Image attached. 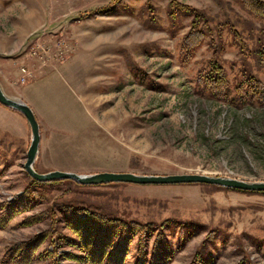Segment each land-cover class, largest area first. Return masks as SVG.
Here are the masks:
<instances>
[{
	"label": "rangeland",
	"instance_id": "rangeland-1",
	"mask_svg": "<svg viewBox=\"0 0 264 264\" xmlns=\"http://www.w3.org/2000/svg\"><path fill=\"white\" fill-rule=\"evenodd\" d=\"M181 5L203 11L213 34L205 30L189 50L193 17ZM224 22L241 32L245 54ZM261 24L237 0H0V87L38 121L34 169L263 181L264 104L241 102L236 91L243 63L264 84L252 54ZM214 54L226 70L228 99L214 97L200 76ZM30 141L25 117L0 104V213L31 182L23 168ZM66 200L168 221L167 264H190L195 252L203 264H264V194L205 183L42 185L28 210L0 228V258L49 224L46 217L24 225L27 216ZM135 242L125 264H133ZM46 249L49 241L30 264H49Z\"/></svg>",
	"mask_w": 264,
	"mask_h": 264
},
{
	"label": "trees",
	"instance_id": "trees-1",
	"mask_svg": "<svg viewBox=\"0 0 264 264\" xmlns=\"http://www.w3.org/2000/svg\"><path fill=\"white\" fill-rule=\"evenodd\" d=\"M237 1L251 14L262 20L261 34L256 39L252 54L257 66H264V0ZM182 8L193 17L192 26L184 40V47L189 50L199 45L205 36V30L211 37L213 34L211 27L207 26V16L203 11L186 5ZM224 24L228 26L241 54H245L248 46L241 32L232 23L224 22ZM199 25L203 28H198ZM241 75L242 79L236 86L240 101L245 102L247 98H250L264 104V84L249 64L243 63ZM200 76L214 97L228 99L226 70L215 54L208 60ZM63 182L84 186L71 179L41 182L31 178L29 186L23 192L2 205L4 211L0 213V228L8 224L15 215L28 210L36 194V188ZM232 190L264 194V191ZM46 217L49 218L48 226L27 239L11 244L0 258V264H30L46 241H49L51 250L46 249L43 255L50 258L49 264H61L62 260H72L80 264H125L135 238L133 264H167L171 258L168 239L164 232L168 221L155 223L126 219L104 213L74 200H66L54 203L45 212L27 216L22 224L37 223ZM60 245H67L75 249L77 253L60 250ZM190 264H203L201 253L195 252Z\"/></svg>",
	"mask_w": 264,
	"mask_h": 264
},
{
	"label": "water",
	"instance_id": "water-1",
	"mask_svg": "<svg viewBox=\"0 0 264 264\" xmlns=\"http://www.w3.org/2000/svg\"><path fill=\"white\" fill-rule=\"evenodd\" d=\"M0 104L21 113L27 120L30 131L31 141L26 153V160L23 168L26 173L37 181L47 182L52 180L71 179L82 185H98L113 182L132 183V184H183V183H205L213 184L226 188L240 189L246 191H264L263 181H247L235 177L210 176L200 173H181V174H137L134 172H114L102 171L92 174H79L72 171L52 170L45 173L37 172L33 163L38 152L40 133L39 124L31 107L21 101L9 98L0 87Z\"/></svg>",
	"mask_w": 264,
	"mask_h": 264
}]
</instances>
